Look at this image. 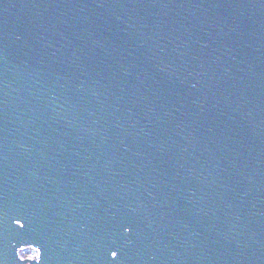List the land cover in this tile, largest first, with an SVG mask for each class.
<instances>
[{"label": "water", "instance_id": "1", "mask_svg": "<svg viewBox=\"0 0 264 264\" xmlns=\"http://www.w3.org/2000/svg\"><path fill=\"white\" fill-rule=\"evenodd\" d=\"M0 264H264V0H0Z\"/></svg>", "mask_w": 264, "mask_h": 264}, {"label": "built area", "instance_id": "2", "mask_svg": "<svg viewBox=\"0 0 264 264\" xmlns=\"http://www.w3.org/2000/svg\"><path fill=\"white\" fill-rule=\"evenodd\" d=\"M27 249H30V248H27ZM24 250H26V249H23V250L20 252V254H19V257H20L21 259H23L21 254L23 253ZM30 250L32 251V253H31L30 255L25 256L24 258H33V256L35 255V251H34L33 249H30Z\"/></svg>", "mask_w": 264, "mask_h": 264}, {"label": "rangeland", "instance_id": "3", "mask_svg": "<svg viewBox=\"0 0 264 264\" xmlns=\"http://www.w3.org/2000/svg\"><path fill=\"white\" fill-rule=\"evenodd\" d=\"M31 253H32V251L30 249L24 250L23 253L21 254L22 255V258H24L27 255H30Z\"/></svg>", "mask_w": 264, "mask_h": 264}, {"label": "snow or ice", "instance_id": "4", "mask_svg": "<svg viewBox=\"0 0 264 264\" xmlns=\"http://www.w3.org/2000/svg\"><path fill=\"white\" fill-rule=\"evenodd\" d=\"M112 255L115 257L116 253H115V252H113V253H112Z\"/></svg>", "mask_w": 264, "mask_h": 264}]
</instances>
